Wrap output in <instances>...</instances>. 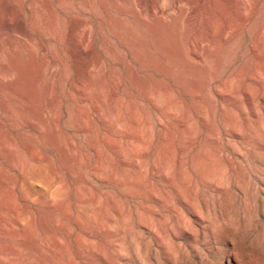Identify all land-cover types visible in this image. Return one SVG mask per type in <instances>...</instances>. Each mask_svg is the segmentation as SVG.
Listing matches in <instances>:
<instances>
[{"label":"rangeland","instance_id":"374dc122","mask_svg":"<svg viewBox=\"0 0 264 264\" xmlns=\"http://www.w3.org/2000/svg\"><path fill=\"white\" fill-rule=\"evenodd\" d=\"M217 1L0 0V264H264V0Z\"/></svg>","mask_w":264,"mask_h":264},{"label":"bare ground","instance_id":"6f19581e","mask_svg":"<svg viewBox=\"0 0 264 264\" xmlns=\"http://www.w3.org/2000/svg\"><path fill=\"white\" fill-rule=\"evenodd\" d=\"M175 1V0H174ZM199 1V0H198ZM216 1V0H215ZM231 0H221V2H223L225 5L226 4H229L230 3V6H231V2H230ZM240 1H242V2H244V3H246V4H248V5H250L251 7H253V8H256V6H257V3L256 2H258V1H256V0H252L251 2H245V0H240ZM183 2V1H182ZM196 2H197V0H196ZM202 2V1H201ZM209 2V1H208ZM217 2H220L219 0L217 1ZM210 3H211V1H210ZM152 4V3H151ZM174 4V3H173ZM185 4V3H184ZM211 4H213V3H211ZM222 4V3H221ZM241 4V3H240ZM149 5H150V3H149ZM203 5V4H202ZM208 5V4H207ZM206 5V6H207ZM210 5V4H209ZM220 5V4H219ZM152 6H153V4H152ZM192 6V5H191ZM198 6V5H197ZM205 6V7H206ZM212 6V5H211ZM242 7V6H241ZM154 8V7H153ZM204 8V7H203ZM214 8V7H213ZM145 9V8H144ZM243 9V8H242ZM241 9V10H242ZM147 10V9H146ZM146 10H144L145 12H146ZM191 10H192V8H191ZM240 10V9H239ZM249 10H250V8H249ZM143 11V10H142ZM148 11V10H147ZM161 12H162V10H160ZM204 11H205V9H204ZM210 11V10H209ZM213 11H214V9H213ZM150 12V11H149ZM148 12V13H149ZM212 12V11H211ZM249 12H252V11H249ZM210 13V12H209ZM244 13V12H243ZM150 14V13H149ZM203 14V13H202ZM213 14V13H212ZM248 14V13H247ZM204 15V14H203ZM211 15V14H210ZM254 15V14H253ZM214 16V15H213ZM250 17V16H249ZM203 18V17H202ZM215 18V17H214ZM214 18H211L212 20L214 19ZM218 18V17H217ZM216 18V19H217ZM256 18V17H255ZM258 18V17H257ZM210 19V18H209ZM208 19V20H209ZM228 19H229V17H228ZM232 19H234V18H231V20ZM243 19V18H242ZM202 20V19H201ZM255 20V19H254ZM256 20H258V19H256ZM260 20H261V18H260ZM206 21V20H205ZM227 21V20H226ZM233 21V20H232ZM204 21H202V23H203ZM231 22V21H230ZM261 22V21H260ZM199 23V22H198ZM201 23V22H200ZM209 23V22H208ZM213 23V22H212ZM227 23H229V21L227 22ZM226 23V24H227ZM234 23V22H233ZM254 23V22H253ZM262 23V22H261ZM197 24V23H196ZM195 24V25H196ZM231 24V23H230ZM223 25H225V24H223ZM222 25V26H223ZM228 25V24H227ZM4 26H5V29L7 30V31H9V32H13V28L11 27V25L7 22V21H5L4 22ZM197 26V25H196ZM229 26H231V25H229ZM247 26H248V24H247ZM207 27V26H206ZM237 27V26H236ZM245 27V26H244ZM252 27V26H251ZM197 28V27H196ZM230 28V27H229ZM247 28V27H246ZM249 28H250V25H249ZM254 28V27H253ZM259 28V27H258ZM119 29V28H118ZM256 29V28H255ZM198 30V29H197ZM249 30V29H248ZM230 31V30H229ZM233 31V30H232ZM237 31V30H236ZM249 31H251V30H249ZM229 33H227V35H228ZM202 36V35H201ZM226 37V36H225ZM194 40H195V38H193ZM197 39H198V37H197ZM211 40V39H210ZM196 41V40H195ZM220 41V40H219ZM225 41V40H224ZM227 41V40H226ZM149 42V41H148ZM221 42V41H220ZM219 42V43H220ZM208 43V42H207ZM193 44V43H192ZM197 44V43H196ZM198 46V45H197ZM219 46V45H218ZM225 47V46H224ZM212 48V47H211ZM223 48V47H222ZM225 49V48H224ZM150 50V49H149ZM212 50H214L213 48H212ZM219 50V49H218ZM226 50V49H225ZM254 50V49H253ZM143 51H144V49H143ZM86 52V51H85ZM88 52V51H87ZM254 52V51H253ZM222 53H223V51H222ZM71 54V53H70ZM84 54V53H83ZM193 55V54H192ZM199 55V54H198ZM216 55V54H215ZM262 55V54H261ZM220 56V55H219ZM262 57V56H261ZM204 58V57H203ZM214 58V57H213ZM222 58V57H221ZM205 59V58H204ZM219 60H220V58H219ZM204 62H205V60H204ZM220 62V61H219ZM201 65V64H200ZM258 65V64H257ZM142 66V65H141ZM258 66H260V65H258ZM256 68V67H255ZM258 68V67H257ZM145 69V68H144ZM259 69V68H258ZM256 71V70H255ZM261 71H263V70H261ZM258 72V71H257ZM260 73H262V72H260ZM259 75V74H258ZM257 76V75H256ZM261 76V75H260ZM252 77V76H251ZM262 77V76H261ZM264 77V76H263ZM253 78V77H252ZM258 78V77H257ZM254 80H255V78H254ZM258 80V79H257ZM74 82H75V80H74ZM121 82V81H120ZM119 82V83H120ZM255 82V81H254ZM78 83V82H77ZM80 83V82H79ZM78 83V84H79ZM251 84V83H250ZM77 85V84H76ZM76 85H75V87H76ZM258 84H256V86H257ZM263 85V84H262ZM259 86V85H258ZM132 87V86H131ZM251 87V86H250ZM263 87V86H262ZM78 88V87H77ZM259 88V87H258ZM81 89V88H80ZM114 89V88H113ZM254 90H255V88H253ZM50 90V89H49ZM76 90V89H75ZM139 90V89H138ZM194 90V89H193ZM261 90H263V89H261ZM79 91V90H78ZM157 91V90H156ZM260 91V90H259ZM258 91V92H259ZM50 92V91H49ZM171 92V91H170ZM169 92V93H170ZM193 92V91H192ZM249 92V91H248ZM51 93V92H50ZM80 93V92H79ZM116 93V92H115ZM114 93V94H115ZM81 94V93H80ZM147 94V93H146ZM194 94V93H193ZM197 94V93H196ZM246 94V93H245ZM252 94V93H251ZM250 94V95H251ZM259 94V93H258ZM18 95V94H17ZM169 95V94H168ZM182 96V95H181ZM197 96H199V94L197 95ZM260 96V95H259ZM264 96V95H263ZM262 96V97H263ZM50 97H52V96H50ZM58 97V96H57ZM57 97H55V98H57ZM186 97H187V95H186ZM251 97H252V95H251ZM47 98H49V97H47ZM53 100V99H52ZM190 100V99H189ZM182 101V100H181ZM251 102H253L252 100H251ZM46 103V102H45ZM53 103V102H52ZM262 104V103H261ZM49 106V105H48ZM177 107L178 106H180V103L178 102L177 103V105H176ZM188 106V105H187ZM254 106V105H253ZM44 108V107H43ZM96 108V107H95ZM188 108V107H187ZM48 109V108H47ZM52 109V108H51ZM189 109V108H188ZM256 109V108H255ZM55 110V109H54ZM56 110H57V108H56ZM96 110V109H95ZM250 111H253V110H250ZM47 112H48V110H47ZM50 112V111H49ZM54 112H56V111H54ZM255 112V111H254ZM58 113V112H57ZM43 114V113H42ZM187 114V113H186ZM49 115V114H48ZM256 115V114H255ZM58 116V115H57ZM258 116V115H257ZM55 117V116H54ZM60 117V116H59ZM243 117H244V115H243ZM247 117V116H246ZM253 118H254V116H253ZM250 119V118H249ZM249 119H246V120H249ZM56 120H58V119H56ZM245 120V119H244ZM53 121H54V119H53ZM34 122V121H33ZM35 122H37V121H35ZM56 122V121H55ZM54 122V123H55ZM246 122V121H245ZM259 123V122H258ZM37 124V123H36ZM22 125V124H21ZM41 125V124H40ZM42 126V125H41ZM25 127V126H24ZM28 127V126H27ZM250 127V126H249ZM248 127V128H249ZM26 128V127H25ZM28 129H30V130H32L31 128H28ZM44 129V128H43ZM41 130V129H40ZM42 131V130H41ZM3 132V131H2ZM44 132V131H43ZM212 132V131H211ZM235 132V131H234ZM4 133V132H3ZM41 133V132H40ZM45 133H46V131H45ZM229 133V132H228ZM227 133V134H228ZM248 132H246V134H247ZM234 134V133H233ZM3 135V134H2ZM44 135V134H43ZM215 135V134H214ZM230 135V134H229ZM237 135V134H236ZM247 135H249V134H247ZM5 136H6V134H5ZM40 136V135H39ZM134 137H135V139H138V140H140V141H143L139 136H138V134H136V135H133ZM146 136L148 137L149 136V132L146 134ZM234 136H235V134H234ZM3 137V136H2ZM151 136H149V138H150ZM216 137V136H215ZM244 137V136H243ZM250 137H252V136H250ZM10 138V137H9ZM205 138V137H204ZM218 138V137H217ZM237 138V137H236ZM146 139V138H145ZM206 139V138H205ZM251 139V138H250ZM250 139H247V141H250ZM252 140H253V138H252ZM10 141H11V139H10ZM13 141V140H12ZM212 141V140H211ZM213 141H214V139H213ZM212 141V142H213ZM3 142V141H2ZM159 141H157V143H158ZM210 142V141H209ZM143 143V142H142ZM197 143H198V141H197ZM197 143H193V144H197ZM4 144V143H3ZM142 145V144H141ZM147 145V144H146ZM150 145V144H149ZM149 145H147V146H149ZM158 145V144H157ZM212 145V144H211ZM216 146V145H215ZM189 147V146H188ZM187 147V148H188ZM196 147H197V145H196ZM195 147V148H196ZM214 147V146H213ZM147 148V147H146ZM1 149V148H0ZM25 149V148H24ZM198 149V148H197ZM214 149H216L215 147L212 149V150H214ZM187 150V149H186ZM26 152V151H25ZM147 152V151H146ZM155 152V151H154ZM191 152V151H190ZM197 152V151H196ZM29 153V152H28ZM145 153V152H144ZM218 153H219V151H218ZM145 154H147V153H145ZM187 154H189V152L188 153H186V155ZM203 154H205V152L203 153ZM237 154V153H236ZM37 155V154H36ZM155 155V154H154ZM210 155V154H209ZM212 155V154H211ZM210 155V156H211ZM222 155H223V153H222ZM221 155V156H222ZM153 156V155H152ZM192 156H194V155H192ZM208 156V155H207ZM212 157V156H211ZM237 157V156H236ZM37 158H38V156H37ZM74 158V157H73ZM187 158V157H186ZM191 158V157H190ZM239 158V157H238ZM34 159H35V157H34ZM121 159V158H120ZM188 159V158H187ZM228 159V158H227ZM74 160V159H73ZM37 161H39V160H37ZM230 161V160H229ZM21 162H23V160L21 161ZM27 162V161H26ZM34 162H35V160H34ZM44 162H47V161H44ZM191 162V161H190ZM198 163H200V160H198L197 161ZM29 163V162H28ZM180 163V162H179ZM178 163V164H179ZM215 163V162H214ZM234 163V162H233ZM35 164H37V163H35ZM124 165L126 164L125 162L123 163ZM181 164V163H180ZM179 164V165H180ZM186 164V163H185ZM184 164V165H185ZM38 165H40V164H38ZM128 165V164H127ZM199 165V164H198ZM231 165H234V164H231ZM236 165V164H235ZM24 166V165H23ZM32 166V165H31ZM37 166V165H36ZM181 166V165H180ZM179 166V167H180ZM197 165L194 163V162H192V169L193 170H195L196 171V167ZM226 166V165H225ZM237 166V165H236ZM40 167V166H39ZM169 167V166H168ZM201 167V166H200ZM26 168V167H25ZM165 168V167H164ZM182 168H183V171L185 170V168L182 166ZM182 168H181V170H182ZM187 168V167H186ZM227 168V167H226ZM237 168V167H236ZM28 169H29V167H28ZM38 169H40V168H38ZM169 169V168H168ZM224 169V168H223ZM234 169V168H233ZM36 170H37V168H36ZM162 170V169H161ZM167 170V169H166ZM166 170H163L164 171V173H165V171ZM232 170V169H231ZM182 171V173L181 174H183L184 172ZM20 172V171H19ZM24 172V171H23ZM22 172V173H23ZM27 172V171H26ZM157 172H159V171H157ZM156 172V173H157ZM167 172V171H166ZM209 175H211V176H213L214 177V179H215V181H216V183H217V185L222 189V190H224V192H226L225 190L226 189H228L229 187H227L228 186V181L226 180V179H228V178H226V177H224L223 175V172H222V168H219V167H217V166H215V167H212V168H210L209 169ZM228 172H229V170H228ZM32 173V172H31ZM36 173H38V172H36ZM40 173H41V171H40ZM45 173V172H44ZM231 173V172H230ZM236 173V172H235ZM29 174V173H28ZM39 174V173H38ZM42 174V173H41ZM40 174V175H41ZM162 174V173H161ZM31 175V174H30ZM35 175H37V174H35ZM34 175V176H35ZM152 175H153V173H152ZM160 175V174H159ZM165 176H167L166 174H164ZM163 175V176H164ZM201 175V174H200ZM236 175H237V173H236ZM22 176V175H21ZM162 176V175H161ZM182 176H184V175H182ZM195 176H196V174H195ZM233 176V175H232ZM28 177V176H27ZM32 177V176H31ZM36 177V176H35ZM41 177H43V175L41 176ZM159 177V176H158ZM168 177V176H167ZM167 177H165V178H167ZM37 178H39V180H38V182L40 181V182H42L43 180H42V178H41V180H40V177H37ZM45 178V177H44ZM161 178V177H160ZM171 178V177H170ZM226 178V179H225ZM232 178V177H231ZM21 179H24V178H22L21 177ZM27 178H25V180H26ZM55 179H56V177H55ZM31 180V179H30ZM33 180V179H32ZM172 180V179H171ZM201 180V179H200ZM231 180V179H230ZM229 180V181H230ZM24 181V180H23ZM27 181V180H26ZM25 181V182H26ZM168 181V180H167ZM176 181V180H175ZM193 181V180H192ZM191 181V182H192ZM233 181H234V179H233ZM36 182V181H35ZM172 182H174V181H172ZM188 182H190L189 181V179H188ZM200 182V181H199ZM204 182V181H203ZM211 182H213V179H212V181ZM22 183H24V182H22ZM34 183V182H33ZM44 183H45V181H44ZM183 184H184V182H182ZM207 183V182H206ZM231 182H229V184H230ZM7 184V183H6ZM15 184H16V182H15ZM36 184V183H35ZM47 185H48V183H46ZM60 184V183H59ZM173 184V187H174V183H172ZM186 184V183H185ZM201 184V183H200ZM208 184V183H207ZM1 185V184H0ZM17 185H18V183H17ZM21 185V184H20ZM24 185H26V184H24ZM41 185H45V184H41ZM63 185V184H62ZM150 185V184H149ZM210 185V184H209ZM231 185V184H230ZM8 186H10V185H8ZM14 186V185H13ZM27 186V185H26ZM33 187H34V184L32 185ZM36 186V185H35ZM38 186V185H37ZM155 186V185H154ZM158 186V185H157ZM178 186V187H177ZM191 186V185H190ZM189 186V187H190ZM202 186V185H201ZM205 186V185H204ZM203 186V187H204ZM213 186H215V185H213ZM44 187H47L46 185L44 186ZM61 187H64V186H61ZM176 187L177 188H179V185L177 184L176 185ZM183 188H184V186H182ZM197 187V186H196ZM5 188V187H4ZM15 188V187H14ZM28 188H29V186H28ZM37 188V187H36ZM59 188V187H58ZM58 188H56L57 190H58ZM151 188V187H150ZM187 188V187H186ZM194 188V187H193ZM198 188H199V186H198ZM215 188V187H214ZM1 189V188H0ZM5 189H7V188H5ZM42 189V188H41ZM55 189V190H56ZM156 189V188H155ZM158 189V188H157ZM156 189V190H157ZM174 189V188H173ZM182 189V188H181ZM185 189V188H184ZM204 189V188H203ZM218 189V188H217ZM2 190V189H1ZM19 190V189H18ZM43 191H44V188L42 189ZM56 190V191H57ZM148 190H150V189H148ZM153 190V189H152ZM156 190L155 191H151V192H149V193H147V194H149V197H150V199L152 200V201H154V202H156L157 204H160V205H168V204H170L171 202H170V200H165V198H162V196L160 195V192L158 193V192H156ZM175 190V189H174ZM176 190H178V189H176ZM195 190H196V188H195ZM8 191V190H7ZM213 191V190H212ZM5 192V191H4ZM16 192V191H15ZM195 192V191H194ZM197 192V191H196ZM195 192V193H196ZM9 193H10V191H9ZM179 193V192H178ZM187 193V192H186ZM32 194H36L35 192L34 193H32ZM145 194V193H144ZM143 194V195H144ZM180 194V193H179ZM20 195H21V193H20ZM56 195V194H55ZM58 195V194H57ZM127 195V194H126ZM168 195V194H167ZM18 196V195H17ZM33 196V195H32ZM51 196V195H50ZM122 196V195H121ZM132 196V195H131ZM142 196V195H141ZM181 196V195H180ZM37 197H38V195H37ZM42 197H43V195H42ZM53 197V196H52ZM140 197V196H139ZM145 197H147V196H145ZM187 197V196H186ZM3 198V197H2ZM5 198H8V197H5ZM44 198V197H43ZM167 198H169V196L167 197ZM136 199V198H135ZM145 199V198H144ZM226 199H227V197H226ZM25 200V199H24ZM29 200V199H28ZM27 200V201H28ZM45 200V199H44ZM51 200H53V199H51ZM183 201H184V199H182ZM1 201V200H0ZM12 202H14V200L12 201ZM17 202V201H16ZM23 202V201H22ZM21 203V202H20ZM24 203V202H23ZM30 203V202H29ZM32 203V202H31ZM173 203H174V201H173ZM185 203V202H184ZM183 203V204H184ZM197 203V202H196ZM196 203H195V194L194 193H191V195H190V197H189V207H191V209L193 210L194 209V211H196L195 209H197V206H196ZM27 204V203H26ZM142 205V204H141ZM173 205V204H172ZM186 205V204H185ZM0 206H1V204H0ZM4 206V205H3ZM18 206H20V205H18ZM17 206V207H18ZM149 206V205H148ZM175 206H177V205H175ZM187 206V205H186ZM16 207V208H17ZM49 207V206H48ZM155 207V206H154ZM171 208L172 210H174L171 206H168V208ZM1 208V207H0ZM6 208V207H5ZM5 208H3V209H5ZM30 208V207H29ZM129 208V207H128ZM147 208H149V207H147ZM167 207H165V209H166ZM177 208V207H176ZM185 208V207H184ZM23 209V208H22ZM130 209V208H129ZM151 209H153L154 210V208L152 207ZM157 209V208H156ZM162 209V208H161ZM164 209V210H165ZM15 210V209H14ZM17 210V209H16ZM26 210V209H25ZM24 210V211H25ZM135 210H137V208L135 209ZM18 211V210H17ZM130 211V210H129ZM128 211V212H129ZM175 211V210H174ZM15 212V211H14ZM23 212V211H22ZM22 212H20V213H22ZM28 212V211H27ZM137 212H139V211H137ZM157 212V211H156ZM162 212V211H161ZM166 212V211H165ZM173 212V211H172ZM158 213V212H157ZM175 213H176V211H175ZM196 213V212H195ZM194 213V214H195ZM12 214V213H11ZM161 215H162V213H160ZM159 214V215H160ZM217 214V213H216ZM17 215V214H16ZM23 215H25V214H23ZM23 215H21V216H23ZM28 215H30V214H28ZM122 215V214H121ZM180 215V214H179ZM179 215H177V216H179ZM167 217H168V215H166ZM175 216V215H174ZM195 216H196V214H195ZM15 217V216H14ZM162 217V216H161ZM12 218H13V216H12ZM18 218V217H17ZM121 218V217H120ZM140 218V217H139ZM163 218V217H162ZM180 218V217H179ZM178 218V221H181L180 219ZM19 219H20V217H19ZM34 219V218H33ZM193 219V218H192ZM12 220V222H14V220L13 219H11ZM140 220V219H139ZM177 220V219H176ZM27 221V220H26ZM30 221V220H29ZM80 221V220H79ZM114 221V220H113ZM117 221V220H116ZM126 221V220H125ZM223 221V220H222ZM12 222H11V224H12ZM17 222V221H16ZM22 222H24L23 220H22ZM28 222V221H27ZM148 222V221H147ZM182 222V221H181ZM77 223V222H76ZM86 223V222H85ZM184 223V222H183ZM20 224V223H19ZM70 224V223H69ZM148 224H149V222H148ZM166 224V223H165ZM169 224V223H168ZM181 223H179V225H180ZM14 225V224H13ZM30 225V224H29ZM28 225V226H29ZM34 225V224H33ZM71 225V224H70ZM110 225V224H109ZM178 225V224H177ZM2 226V225H1ZM24 226H27V225H25L24 224ZM31 226V225H30ZM73 226V225H72ZM75 226V225H74ZM82 226H83V224H82ZM92 226V225H91ZM173 226V225H172ZM196 226V225H195ZM20 227H22V225H20ZM19 226H18V228H20ZM34 227V226H33ZM32 226H31V228H33ZM95 227V226H94ZM105 227V226H104ZM181 227V226H180ZM2 228V227H1ZM35 228V227H34ZM34 228H33V230H34ZM70 228V227H69ZM102 228V227H101ZM148 228V227H147ZM166 228V227H165ZM5 229V228H4ZM15 229H17L16 227H14V230ZM26 229H27V227H26ZM29 229V228H28ZM72 229V228H71ZM70 229V230H71ZM90 229V228H89ZM170 229V228H169ZM180 229V228H179ZM182 229H183V226H182ZM1 230V229H0ZM3 230V229H2ZM7 230V229H6ZM9 230H11V229H9ZM19 230H21V229H19ZM37 230V229H36ZM64 230H65V228H64ZM66 230H68V228L66 229ZM113 230V229H112ZM111 230V231H112ZM121 230H122V228H121ZM184 230V229H183ZM8 231V230H7ZM18 231V230H17ZM24 231V230H23ZM95 231V230H94ZM210 231V230H209ZM1 232V231H0ZM3 232V231H2ZM6 232V231H5ZM11 232V231H10ZM14 232V231H13ZM22 232V231H21ZM30 232V231H29ZM68 232H69V230H68ZM73 232H75V231H73ZM122 232V231H121ZM153 232V231H152ZM163 233H164V231H162ZM12 233V232H11ZM22 233H24V232H22ZM34 233H35V231H34ZM100 233H101V231H100ZM100 233H98V234H100ZM106 232H104V234H105ZM6 234V233H5ZM21 234V233H20ZM26 234V233H25ZM27 234H28V232H27ZM37 234V233H36ZM22 235V234H21ZM55 235V234H54ZM66 235V234H65ZM170 235V234H169ZM6 236H7V234H6ZM46 236V235H45ZM158 236V235H157ZM179 236H181V235H179ZM178 236V237H179ZM192 236V235H191ZM14 237V236H13ZM19 237V236H18ZM52 237V236H51ZM58 237V236H57ZM177 237V238H178ZM33 234H29V239L30 240H32L33 241ZM174 238V237H173ZM172 238V239H173ZM181 238V237H180ZM50 239V238H49ZM53 239V238H52ZM63 239V238H62ZM65 239V238H64ZM70 239V238H69ZM68 239V240H69ZM81 239H82V237H81ZM54 240V239H53ZM56 240H57V238H56ZM108 240V239H107ZM58 241V240H57ZM73 241V240H72ZM80 241V240H79ZM179 241V240H178ZM181 241H183V240H181ZM46 242V241H45ZM68 242V241H67ZM83 242V241H82ZM85 242V241H84ZM160 242H161V240H160ZM167 242V241H166ZM166 242H164V243H166ZM184 242V241H183ZM53 243H54V241H53ZM65 243H66V241H65ZM64 242H63V244H65ZM106 243H108V242H106ZM162 243V242H161ZM48 244V243H47ZM60 244V243H59ZM80 244H81V242H80ZM91 244H92V242H91ZM33 245V244H32ZM42 245V244H41ZM165 245V244H164ZM167 246H168V244H166ZM48 246H49V244H48ZM59 246V245H58ZM97 246V245H96ZM12 248V247H11ZM48 248V247H47ZM71 248V247H70ZM107 248V247H106ZM6 249V248H5ZM4 249V250H5ZM13 249V251H14V248H12ZM12 249H11V251H12ZM16 249V248H15ZM19 249V248H18ZM53 249V248H52ZM51 249V250H52ZM168 249V248H167ZM44 250V249H43ZM71 250V249H70ZM21 251V250H20ZM19 251V252H20ZM95 251H97V250H95ZM102 251V250H101ZM184 251H185V249H184ZM7 252V251H6ZM17 252H18V250H17ZM22 252V251H21ZM44 252V251H43ZM52 252V251H51ZM56 252V251H55ZM64 252V251H63ZM89 252V251H88ZM104 252V251H103ZM109 252V251H108ZM26 253V252H25ZM24 253V254H25ZM42 253V252H41ZM46 253H48V252H46ZM53 253V252H52ZM66 253H67V251H66ZM73 253H74V251H73ZM97 253V252H96ZM99 253H101L102 254V252H99ZM98 253V254H99ZM230 253V252H229ZM95 254V253H94ZM100 254V255H101ZM106 256H107V254L106 253H104ZM104 254H103V256H104ZM167 254V253H166ZM180 254V253H179ZM233 254H234V252H233ZM9 255H11V254H9ZM19 255V254H18ZM23 255V254H22ZM49 255H51V254H49ZM108 255H109V253H108ZM183 255V254H182ZM231 255V254H230ZM21 256V255H20ZM62 256V255H61ZM70 256V255H69ZM99 256V255H98ZM102 256V255H101ZM102 256V257H103ZM8 257V256H7ZM10 257V256H9ZM35 257H36V255H35ZM72 257V256H71ZM11 258V257H10ZM10 258H8V259H10ZM20 258V257H19ZM18 258V259H19ZM23 258V257H22ZM7 259V258H6ZM12 259V258H11ZM21 259V258H20ZM26 259V258H25ZM29 259V258H28ZM54 259V258H53ZM67 259H68V257H67ZM104 259V258H103ZM107 259V258H106ZM234 259V258H233ZM16 260V259H15ZM14 260V261H15ZM71 260V259H70ZM105 260V259H104ZM181 260H183V259H181ZM236 261H237V259H235ZM29 261V260H28ZM64 261V260H63ZM72 261H73V259H72ZM108 261H109V259H108ZM10 262V261H9ZM16 262V261H15ZM35 262V261H34ZM54 262V261H53ZM60 262V261H59ZM68 262V261H67ZM75 262V261H74ZM77 262H79V261H77ZM110 262V261H109ZM11 263V262H10ZM98 263V262H97ZM104 263V262H103ZM106 263V262H105ZM104 263V264H105ZM156 263H157V261H156ZM3 264H5V263H3ZM60 264H61V262H60ZM66 264V263H65ZM79 264V263H78ZM107 264V263H106Z\"/></svg>","mask_w":264,"mask_h":264}]
</instances>
